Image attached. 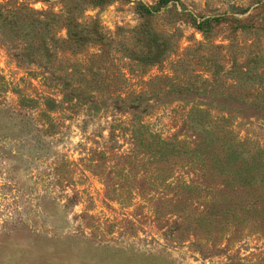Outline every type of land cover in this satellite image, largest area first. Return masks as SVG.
<instances>
[{
  "label": "rangeland",
  "instance_id": "rangeland-1",
  "mask_svg": "<svg viewBox=\"0 0 264 264\" xmlns=\"http://www.w3.org/2000/svg\"><path fill=\"white\" fill-rule=\"evenodd\" d=\"M234 145L264 149V0H0V264H264Z\"/></svg>",
  "mask_w": 264,
  "mask_h": 264
},
{
  "label": "trees",
  "instance_id": "trees-1",
  "mask_svg": "<svg viewBox=\"0 0 264 264\" xmlns=\"http://www.w3.org/2000/svg\"><path fill=\"white\" fill-rule=\"evenodd\" d=\"M149 10L152 12L154 8H149ZM152 40L156 41V38ZM47 105L48 109L53 110L57 106V103L54 99L48 98ZM162 142L165 143L163 140ZM238 149L239 147L236 145H234L233 149H231L230 146L228 148H224L225 156L223 159H217V167L220 169V172H233L234 178L239 186H243L245 184H255L257 179L254 177V173L259 174V182L264 183V155H261L264 149L258 148L257 154H253L251 158L245 159L236 155L239 153Z\"/></svg>",
  "mask_w": 264,
  "mask_h": 264
}]
</instances>
